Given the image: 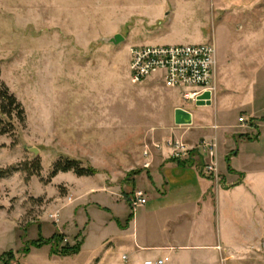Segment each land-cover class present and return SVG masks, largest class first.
<instances>
[{
    "label": "rangeland",
    "instance_id": "rangeland-1",
    "mask_svg": "<svg viewBox=\"0 0 264 264\" xmlns=\"http://www.w3.org/2000/svg\"><path fill=\"white\" fill-rule=\"evenodd\" d=\"M115 34L125 40L104 41ZM211 43L216 60L228 61L223 85L229 92L217 107L219 119L233 123L242 110L245 121L233 137L250 126L254 136L255 125H264V0H0V94L13 95L24 117L8 119L13 129L0 135V264H110L103 251L115 233L96 203L109 205L114 197L97 190L78 199L69 181L81 177H50L52 166L72 155L107 174L96 181L122 186L140 156L192 128L173 122L175 108L198 112L209 105L206 99L198 105L200 97L185 100L161 73L133 82L130 48ZM211 109H203L204 122L212 121ZM86 123L105 126L79 129ZM233 128L219 129L220 153L230 141L237 148L226 135ZM239 145L238 162L264 199V136ZM262 222L260 249L223 264H264V203ZM78 242L79 251L65 256Z\"/></svg>",
    "mask_w": 264,
    "mask_h": 264
},
{
    "label": "crops",
    "instance_id": "crops-1",
    "mask_svg": "<svg viewBox=\"0 0 264 264\" xmlns=\"http://www.w3.org/2000/svg\"><path fill=\"white\" fill-rule=\"evenodd\" d=\"M168 15L169 12L165 17ZM226 62L217 58L214 84L217 89L220 86L219 91L216 89L211 103L199 107L198 112L184 109L191 113L192 128L178 134L176 138L189 145H194L201 138L215 139L218 179L201 175L196 161L184 165L177 163L170 158L168 146H158L153 152L136 160L140 166H131L127 171L137 170L139 173L123 182L122 186L96 181V177L107 175L101 172L92 176H79L82 179L90 178L86 183L80 182L81 178L69 181L70 190L78 199L97 190L114 197L109 205L96 203L107 212L104 224L110 222L115 233L109 243L110 248L103 251L104 259H109L110 264H143L147 259L164 257L168 258L164 264H223L230 257H246L256 246L260 249L264 199L259 197L260 190H257L255 178L238 160L243 155L239 144L263 138L264 125L262 122L255 125L257 132L254 136L251 134L253 126H250L249 131L238 132L241 136L234 138L240 120L245 119L241 114L245 112H235L234 119L236 116L238 118L233 123L226 122L225 118L224 122L219 119L217 107L224 102L222 94L229 92L223 85ZM205 107H212L211 122L203 121ZM252 115L262 114L250 112L248 116ZM92 125L95 127L91 128ZM85 126L79 129H101L105 124L86 123ZM227 127H234L226 135L234 139L237 148L232 147L230 141L220 153L218 131ZM256 157L252 158V162L258 160ZM69 158L75 157L70 155ZM144 163H148V167ZM128 164L129 161L124 166ZM142 180L145 181L143 186L139 184ZM135 190L143 191L147 202L132 209L128 197ZM130 214L131 218L126 221ZM122 256L126 257L125 261Z\"/></svg>",
    "mask_w": 264,
    "mask_h": 264
},
{
    "label": "built area",
    "instance_id": "built-area-1",
    "mask_svg": "<svg viewBox=\"0 0 264 264\" xmlns=\"http://www.w3.org/2000/svg\"><path fill=\"white\" fill-rule=\"evenodd\" d=\"M131 80L139 82L150 74L161 73L166 87L182 91L185 100L197 99L203 93L214 91V75L217 65L214 45H135L129 50ZM244 121V119H242ZM170 158L176 161L197 162L201 175L219 178L217 143L215 139H202L195 145L181 140L167 144ZM147 155V152L144 153ZM145 167L148 164L145 163ZM147 202L141 190L132 191L128 197L130 207L136 208ZM126 260L125 256H122ZM167 257L147 259L143 264H164Z\"/></svg>",
    "mask_w": 264,
    "mask_h": 264
},
{
    "label": "trees",
    "instance_id": "trees-1",
    "mask_svg": "<svg viewBox=\"0 0 264 264\" xmlns=\"http://www.w3.org/2000/svg\"><path fill=\"white\" fill-rule=\"evenodd\" d=\"M2 94H0V135L9 133L12 131L13 126L8 121V119H12L13 117L23 120V109L19 102L15 99V97L11 94H8L7 91L4 89L2 90ZM2 117L7 118V122L4 124V121ZM176 161V160H174ZM179 164H190V162H183V161H176ZM40 165L36 164V174L40 172ZM230 171V169L228 168ZM71 171L77 176H92L95 174V170L91 167H83L81 166V163L76 161L75 159L71 158H59L52 166V170L50 172V177H54L59 172H68ZM139 173L137 170H133L129 173L132 177L133 175H136ZM241 176V174H239ZM128 178V179H129ZM131 218V214L128 216L127 220ZM36 245L39 246V243H36ZM37 246V247H38ZM80 248V242L76 243L74 246H72L69 249L65 250V256L75 254L79 251ZM55 251V250H54ZM25 252H28V248H26ZM57 252V251H55ZM6 255V254H5ZM5 264V263H4Z\"/></svg>",
    "mask_w": 264,
    "mask_h": 264
},
{
    "label": "water",
    "instance_id": "water-1",
    "mask_svg": "<svg viewBox=\"0 0 264 264\" xmlns=\"http://www.w3.org/2000/svg\"><path fill=\"white\" fill-rule=\"evenodd\" d=\"M124 38L120 34H115L109 38L104 39L105 42L110 43V44H118L119 42L123 41ZM209 92H205L200 96L197 104L201 105L203 104L202 99H206V104H210L209 100ZM174 123L176 125H187L191 123V113L187 110H184L183 108H176L174 110ZM31 150L34 153H37V150L34 148H31Z\"/></svg>",
    "mask_w": 264,
    "mask_h": 264
}]
</instances>
